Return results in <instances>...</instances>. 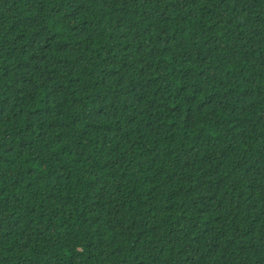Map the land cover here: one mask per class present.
<instances>
[{
    "label": "trees",
    "instance_id": "obj_1",
    "mask_svg": "<svg viewBox=\"0 0 264 264\" xmlns=\"http://www.w3.org/2000/svg\"><path fill=\"white\" fill-rule=\"evenodd\" d=\"M0 264H264V0H0Z\"/></svg>",
    "mask_w": 264,
    "mask_h": 264
}]
</instances>
